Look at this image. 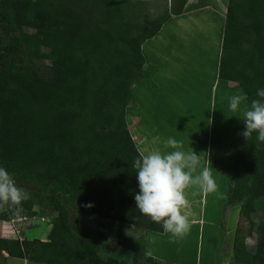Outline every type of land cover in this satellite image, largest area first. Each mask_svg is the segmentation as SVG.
I'll use <instances>...</instances> for the list:
<instances>
[{
	"label": "trees",
	"instance_id": "1",
	"mask_svg": "<svg viewBox=\"0 0 264 264\" xmlns=\"http://www.w3.org/2000/svg\"><path fill=\"white\" fill-rule=\"evenodd\" d=\"M190 1L152 17L142 0H0V167L29 196L19 217L0 210V224L37 219V208L56 215L48 241L0 237V257L122 264L100 256L81 214L143 231L142 243L127 245L132 263L162 264L146 253L148 234L164 232L136 210L131 164L141 154L126 113L144 77L142 46L172 16L212 0ZM219 79L249 104L264 89V0H227ZM231 200L249 225L245 236L237 224L231 264H264V142L255 133L238 153Z\"/></svg>",
	"mask_w": 264,
	"mask_h": 264
},
{
	"label": "crops",
	"instance_id": "2",
	"mask_svg": "<svg viewBox=\"0 0 264 264\" xmlns=\"http://www.w3.org/2000/svg\"><path fill=\"white\" fill-rule=\"evenodd\" d=\"M170 1H163L164 6L166 3L170 4ZM197 1L190 2L193 4L192 2ZM219 1L222 0L208 1L198 9L189 10L180 16H172L158 35L142 46L146 60L144 77L133 87L126 118L140 154L162 148L163 141L169 137L181 142L183 150L188 151L191 148L196 153L194 143L186 142L188 140L182 136L186 135V123L192 122L191 133L197 131L196 126L203 124L208 131L207 148L203 153L206 156L205 161L209 162L206 165L209 164L208 167L211 168L212 148L209 145L212 140L217 143L224 139L226 147H223V150L224 152L230 150L232 158L230 175L233 179L226 183L231 194L237 156L245 139L241 135L244 130L242 120L245 104H242L237 112L229 114V94L236 92L235 87H240L219 79V62L226 20V14L224 16L222 11L226 8L221 9ZM222 81L235 86L224 85ZM176 125L182 129L178 130ZM229 128L234 133L235 145L234 138L232 144ZM203 137L206 138L205 133ZM215 182L217 183L218 179H215ZM201 195V205L205 207L201 214L202 218H196L195 213L188 209L190 204L185 209L188 220L190 222L195 220L194 222L200 225L207 222V195L206 197ZM192 197L193 195L188 193V199ZM237 224L232 229L233 239ZM150 234L164 236L167 233L150 232L146 239L147 254L161 258L151 250Z\"/></svg>",
	"mask_w": 264,
	"mask_h": 264
},
{
	"label": "rangeland",
	"instance_id": "3",
	"mask_svg": "<svg viewBox=\"0 0 264 264\" xmlns=\"http://www.w3.org/2000/svg\"><path fill=\"white\" fill-rule=\"evenodd\" d=\"M163 1L165 0H153L152 2H149L147 8L152 17L163 12V3H165ZM189 4L193 6L191 2H189ZM216 6L218 5L216 4ZM219 7L221 9L223 7L226 8L227 0L219 1ZM222 11L225 16L226 10L223 9ZM222 83L224 85H229L223 81ZM229 86H235V84ZM234 89H236V92L230 93L229 99L233 95L243 93L238 87H235ZM225 110H227V108H225ZM228 112L230 114L232 111L228 108ZM195 121H193V123H195ZM191 123H186L185 134L189 137L186 135H183L182 137L185 140H188L186 142H193L196 153L201 154L200 156H202L203 151L207 148V127L203 124L201 126H196L197 131L191 133ZM176 127L178 130L182 129V127H179L178 125H176ZM229 132L233 144L234 133L230 128ZM204 133L206 138L203 137ZM215 142L216 141L212 140V143L209 145V147L212 148L210 162H212V175L214 179H218L216 184L220 196L218 198L214 194L207 195V222L200 225L199 223L194 222L195 220L191 221L190 232L183 240L174 243L170 241L169 234L164 236H153L150 234L152 235L149 238L151 250L161 257L155 259L162 264H231L233 262V227L239 222L242 234L245 236L248 234L249 225L244 219L240 218L239 204L231 200V194L230 191H228L230 187L226 186L227 181L233 179L232 175H230L232 163L230 150L224 152L223 147H226L224 139L217 141V143ZM202 157L203 160L200 158L201 166L208 167L209 164L206 165V163L209 162L205 161V153H203ZM189 191V193L192 192V190ZM201 198L202 195L197 194L189 199L190 207H188V209H190L192 213H195L196 218H202L201 214L205 209V207L201 205ZM259 207H261V205H259ZM36 213L38 217L34 220L23 219L3 221L0 224V237H23L30 240L38 239L40 241H48L56 215L46 213L40 208L36 209ZM260 214L259 208L255 218H260ZM78 225L83 233L99 238V254L103 259H112L122 264H133V254L127 248V245L128 243H142L144 237L143 231H137L130 226H124L113 220L81 214H78ZM247 244L252 248L254 240L248 238ZM6 255L0 257V264H35L26 260L9 258L8 255Z\"/></svg>",
	"mask_w": 264,
	"mask_h": 264
},
{
	"label": "clouds",
	"instance_id": "4",
	"mask_svg": "<svg viewBox=\"0 0 264 264\" xmlns=\"http://www.w3.org/2000/svg\"><path fill=\"white\" fill-rule=\"evenodd\" d=\"M256 97L249 105L245 103L248 101L246 94L233 95L228 108L237 112L245 104L241 135L248 140L255 133L256 140L264 142V89H257ZM200 158L191 148L185 151L181 142L169 137L163 141L162 148L141 154L131 164L138 185V192L134 195L136 210L160 225L174 243L183 240L191 229L185 214L189 190L192 195L220 196L212 167L201 166ZM28 198V193L17 186L14 176L0 167V210H8L19 217L24 211L23 202Z\"/></svg>",
	"mask_w": 264,
	"mask_h": 264
}]
</instances>
